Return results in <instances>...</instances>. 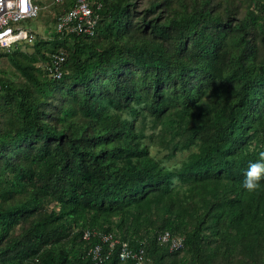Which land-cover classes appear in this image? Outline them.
Instances as JSON below:
<instances>
[{
	"label": "trees",
	"instance_id": "1",
	"mask_svg": "<svg viewBox=\"0 0 264 264\" xmlns=\"http://www.w3.org/2000/svg\"><path fill=\"white\" fill-rule=\"evenodd\" d=\"M94 1V36L55 32L64 48L41 61L28 42L0 48L21 77L0 74V264H134L96 261L85 229L147 264H264V181L241 187L264 150V0ZM164 231L183 248L160 245Z\"/></svg>",
	"mask_w": 264,
	"mask_h": 264
},
{
	"label": "built area",
	"instance_id": "2",
	"mask_svg": "<svg viewBox=\"0 0 264 264\" xmlns=\"http://www.w3.org/2000/svg\"><path fill=\"white\" fill-rule=\"evenodd\" d=\"M53 6L62 8L56 17V32H67L68 34L94 36L100 19L101 4L94 0H52ZM67 5V7H65ZM41 11V7L36 0H0V48L9 49L12 45L20 41L32 43L34 32L27 27H21V23L26 20L36 19ZM64 55L60 52L52 56L47 70L56 79L62 75V64ZM82 238L88 241L97 238L99 244H95L89 249L96 261H101L102 256L106 259L112 252L117 250L118 258L121 262L133 261L134 264H147V258L142 248L133 249L128 242L120 240L112 232H102L99 230L85 229ZM157 241L162 246H167L170 252L183 248V238L172 236L168 231H164L157 236ZM102 246L106 247L103 252Z\"/></svg>",
	"mask_w": 264,
	"mask_h": 264
},
{
	"label": "rangeland",
	"instance_id": "3",
	"mask_svg": "<svg viewBox=\"0 0 264 264\" xmlns=\"http://www.w3.org/2000/svg\"><path fill=\"white\" fill-rule=\"evenodd\" d=\"M181 1L183 2L184 6L189 7L191 5V0H173L171 6H173L177 11H180ZM219 1L223 2V4H221L222 6H228L230 11L231 10L233 11L238 5H242V4L244 8H248L249 10L251 9L255 10V7L258 5L256 3V0H214V2L216 3ZM37 2L42 7L41 15L39 16V18L23 21L20 25L21 27H25V28L27 27L28 29L32 30L34 32V37H35L33 40V42H35V47L34 46L32 47L28 43L26 48L25 45H22V48H25V52L30 56L34 54L33 56L37 61H41L42 60L41 56L43 54L47 56L51 52V50H54L57 47H63L61 45L63 39L62 38L59 39L55 35L56 28L55 26H53V16L57 12V8H55L52 5V0H37ZM140 9H142V7H140L138 10ZM228 13L229 12L227 11L226 16H229L230 18L235 17L233 14L227 15ZM253 35L257 37L256 44L259 45L260 35H258V32L256 30H253ZM23 42L26 41H20L18 44H21ZM259 54L260 56L264 57V50L259 52ZM2 73H5L8 78H11L13 80L21 79V77L15 70L13 63L10 61V59L7 56L0 57V74ZM146 143L150 145V153L160 158L159 155L160 153H158V151L160 150L158 142L154 140H149V141L147 140ZM185 154L187 153L181 155L177 154L175 159L171 161L169 164L172 165L174 163H177L179 160L184 158ZM50 206H52V204L48 205V207ZM21 230H22L21 225L20 226L18 225L13 230L12 234L19 235ZM148 264H152V262L149 261Z\"/></svg>",
	"mask_w": 264,
	"mask_h": 264
},
{
	"label": "clouds",
	"instance_id": "4",
	"mask_svg": "<svg viewBox=\"0 0 264 264\" xmlns=\"http://www.w3.org/2000/svg\"><path fill=\"white\" fill-rule=\"evenodd\" d=\"M264 181V150L258 153V158L250 161L244 172L241 187L247 191H254Z\"/></svg>",
	"mask_w": 264,
	"mask_h": 264
}]
</instances>
